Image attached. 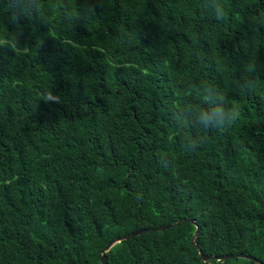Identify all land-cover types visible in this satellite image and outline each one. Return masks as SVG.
<instances>
[{"label": "trees", "instance_id": "16d2710c", "mask_svg": "<svg viewBox=\"0 0 264 264\" xmlns=\"http://www.w3.org/2000/svg\"><path fill=\"white\" fill-rule=\"evenodd\" d=\"M124 236L107 264L264 263V0H0V264Z\"/></svg>", "mask_w": 264, "mask_h": 264}, {"label": "water", "instance_id": "95a60500", "mask_svg": "<svg viewBox=\"0 0 264 264\" xmlns=\"http://www.w3.org/2000/svg\"><path fill=\"white\" fill-rule=\"evenodd\" d=\"M184 221H185V222H189L191 225L194 226V231H193V233H192V235H191L190 240H191L192 246L196 249L199 258L201 259V261H202L203 263H207V262H208L209 260H211V259H214V260H216V261H220V260L222 261V260H227V259L232 258V255H226V256H222V257H214V256L207 257V256H204V255L202 254V252L200 251L199 246H198V245L196 244V242H195V238H196V236H197V234H198L199 227L195 224V222H194L193 219H185ZM178 224H179V222L175 223V225H178ZM162 229H163V228H157V229H153V228H152V229H149V230L136 231V232L130 233L128 236H130V237L138 236V235H140V234L146 233L147 231L153 232V231H155V230H159V231H160V230H162ZM126 238H127V236H124V237H121V238H116L115 240L109 242V243L106 245V247L100 252V258H99V262H100V264H107L106 261H105V258H104V254H105V253H106V252H107V251H108L113 245L119 243L120 241H122V240H124V239H126ZM236 257H237V258H244V259H246V260H248V261H252V262H254L255 264H264V263H261L259 260L255 259V258H253V257H251V256H243V255H241V254H237Z\"/></svg>", "mask_w": 264, "mask_h": 264}, {"label": "clouds", "instance_id": "9594fccd", "mask_svg": "<svg viewBox=\"0 0 264 264\" xmlns=\"http://www.w3.org/2000/svg\"><path fill=\"white\" fill-rule=\"evenodd\" d=\"M6 4H7L8 8H11L12 0H6ZM93 11H94V9H93ZM19 19H20V14H17V15L13 16V22H18ZM49 98H52L51 94H49ZM56 99L58 101V98H56ZM205 99H207V97H205ZM221 99H224V97L222 96ZM231 103L235 104V102H231ZM216 115H217L216 112H213L211 115L201 113L202 121L205 124V128L206 129H207V126H208L209 122L212 120V117L216 116ZM223 116H224V114H223V112H221L220 113V121H219L220 123H223ZM239 116H240V110H239V108L237 106H235L228 113V124H227V127L232 126L239 119ZM213 129L224 130L225 128H223V127L217 128V127L214 126ZM197 146L198 145L196 144V142L194 140L190 144L182 145V147L187 149L188 151H195Z\"/></svg>", "mask_w": 264, "mask_h": 264}]
</instances>
